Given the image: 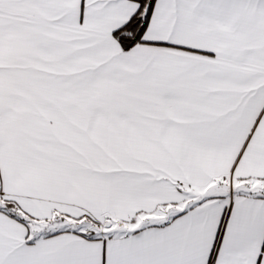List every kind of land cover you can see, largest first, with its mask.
Here are the masks:
<instances>
[{"label":"snow or ice","instance_id":"6c2138e0","mask_svg":"<svg viewBox=\"0 0 264 264\" xmlns=\"http://www.w3.org/2000/svg\"><path fill=\"white\" fill-rule=\"evenodd\" d=\"M0 264H264V0H0Z\"/></svg>","mask_w":264,"mask_h":264}]
</instances>
